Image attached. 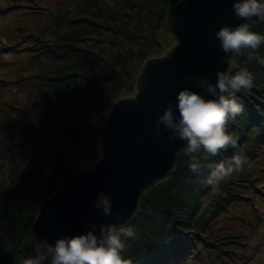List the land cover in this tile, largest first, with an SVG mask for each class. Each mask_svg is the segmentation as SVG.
<instances>
[{
  "label": "trees",
  "instance_id": "1",
  "mask_svg": "<svg viewBox=\"0 0 264 264\" xmlns=\"http://www.w3.org/2000/svg\"><path fill=\"white\" fill-rule=\"evenodd\" d=\"M9 1L0 0V68L14 65V93L25 99L0 111V233L16 241L14 253L0 248V264H14V255L29 252L24 239L43 201L101 158L107 114L118 99L136 93L145 62L168 51L159 38L162 27L169 28L162 7L179 0ZM253 26L264 33V21ZM259 51L264 55V45ZM248 67L255 76L238 93L244 111L228 122L239 144L203 160L198 173L181 151L172 174L143 192L130 220L138 235L125 250L132 264L259 262L263 206L253 200L251 187L243 192L247 185L238 182L255 184L253 169L212 185L206 180L220 160L240 154L249 167L264 152V64ZM235 204L243 206L236 217L229 214ZM228 218L237 231L220 234L225 229L216 224Z\"/></svg>",
  "mask_w": 264,
  "mask_h": 264
},
{
  "label": "water",
  "instance_id": "2",
  "mask_svg": "<svg viewBox=\"0 0 264 264\" xmlns=\"http://www.w3.org/2000/svg\"><path fill=\"white\" fill-rule=\"evenodd\" d=\"M234 0H179L167 12L176 41L164 55L149 58L137 79V91L118 99L100 132L102 156L93 166L76 171L41 204L32 230L54 243L65 234H79L91 222H111L117 213L131 220L143 192L169 177L185 141L168 143L157 134L155 121L183 87L203 91L189 75L216 79L229 70L216 31L243 20L233 13ZM257 21V20H256ZM206 95H210L205 93ZM100 191L114 195L113 215L95 206Z\"/></svg>",
  "mask_w": 264,
  "mask_h": 264
},
{
  "label": "clouds",
  "instance_id": "3",
  "mask_svg": "<svg viewBox=\"0 0 264 264\" xmlns=\"http://www.w3.org/2000/svg\"><path fill=\"white\" fill-rule=\"evenodd\" d=\"M233 13L243 22L222 25L215 36L225 53V62L234 65L236 70H218L215 81L206 75L199 78L189 75L188 80L203 91L183 87L155 121V132L158 135L168 132L170 146L178 139L186 142L182 151L189 158L192 173L201 170L203 160L239 144L240 138L228 130V122L244 111L238 93L250 87L255 76L248 65L264 64V55L259 51L264 45V33L254 30L253 26L256 20L264 21V0H234ZM240 56L245 57L243 63L239 61ZM246 163L240 154L216 162L206 177L207 183H219L242 172ZM113 204V194L104 191L97 194L95 206L104 217L113 215ZM86 227L79 234L59 236L54 243L37 237L31 229L24 239L30 250L26 255H14V264H132L125 250L138 234L123 213H117L111 222L93 221ZM0 248L14 253L16 241L0 233Z\"/></svg>",
  "mask_w": 264,
  "mask_h": 264
},
{
  "label": "rangeland",
  "instance_id": "4",
  "mask_svg": "<svg viewBox=\"0 0 264 264\" xmlns=\"http://www.w3.org/2000/svg\"><path fill=\"white\" fill-rule=\"evenodd\" d=\"M3 2H10V1L9 0H7V1H4L3 0ZM121 3H124V2L121 1ZM169 7H171V5H163L162 12L163 13L165 12L167 14ZM16 14H17V12H13L12 15H10L9 19H12V18L16 17ZM2 18L3 17H1V15H0V23L2 21ZM166 27H168V25H166ZM159 38L161 40H166L167 41L168 44L165 45V49H168V51L176 43V41H175V39H174V37H173V35H172V33H171V31H170L169 28L162 27V29L159 31ZM147 40H149V39H146V41ZM147 43H149V42L147 41ZM3 51L6 52L5 50H3ZM4 52H3V54H4L5 58H7L9 55H8V53H4ZM158 54L159 55L160 54L162 55V53H158ZM158 54L153 52L151 55H158ZM0 55H1V53H0ZM1 64H3V63H1ZM13 66L14 65L12 64L10 67L13 68ZM11 68L5 67L2 70L0 68V97H2L4 95V98L0 101V111L1 110H4L6 108L8 109L9 105L16 104L18 101L19 102H23L24 99H25V94H23V93H17V94H15L14 93L16 91V89H17L16 83H15L16 80H17V77H16L17 74L15 72L11 71ZM5 81H9V82H5ZM113 94L109 93V95H113ZM106 102H107V100H106ZM107 116H108V114H107ZM252 160H253L252 161V164L249 167H248V164H247V166L244 168L245 169L244 172H247L250 169H253L252 176L257 177V178H255L256 179L255 180V184L253 182L251 183L250 181H243V180L242 181H238V182H240L241 185L242 184L243 185L244 184L247 185L246 186L247 188L240 189L243 192H247V190H249L248 187H251L250 192H251V194L254 197L253 200H255V202L257 203V205H258V203H260L261 204V207L263 206L261 208V210H263L262 213L264 214V199L261 200L264 197V195L262 194V192L264 191V152H262L258 157H256L255 159L253 158ZM72 161H75V159H70L69 160V162H72ZM245 175L248 178L249 174H245ZM243 199H246V198L245 197H242L240 200H243ZM229 209H231V213H229V214L230 215H233L234 217H236L239 214H241V212L243 211V206L236 205L235 204V205L229 206ZM229 214H226L224 216V218L227 215H229ZM229 220H231V218H228V219L223 220V223L222 224L221 223L216 224V227L223 226L224 229H225V231H222L220 234H225L226 235V234H229V233H235L237 231V229L234 228V224H228L227 225V223L229 222ZM235 226H237V224ZM240 227L241 226L239 225V228ZM261 227H262V229H264V218L262 220ZM234 245L235 244L226 245V246H229V249H233V248H235ZM237 248H238V246H237ZM254 249L255 248L252 246L250 248V251L249 252H251ZM238 250H241V249H238ZM256 251L257 250H255L254 252H256ZM256 253H258V261H259L257 264H264V242H263L262 246H260V250H258Z\"/></svg>",
  "mask_w": 264,
  "mask_h": 264
}]
</instances>
